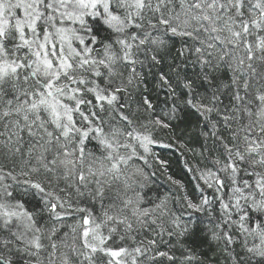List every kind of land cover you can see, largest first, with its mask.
Returning <instances> with one entry per match:
<instances>
[{
	"label": "snow or ice",
	"instance_id": "1",
	"mask_svg": "<svg viewBox=\"0 0 264 264\" xmlns=\"http://www.w3.org/2000/svg\"><path fill=\"white\" fill-rule=\"evenodd\" d=\"M0 264H264V0H0Z\"/></svg>",
	"mask_w": 264,
	"mask_h": 264
},
{
	"label": "trees",
	"instance_id": "2",
	"mask_svg": "<svg viewBox=\"0 0 264 264\" xmlns=\"http://www.w3.org/2000/svg\"><path fill=\"white\" fill-rule=\"evenodd\" d=\"M165 154L171 157L172 160V171L174 173L179 174L180 172V167H181V157L178 151L175 149L173 150H164ZM162 182V181H161Z\"/></svg>",
	"mask_w": 264,
	"mask_h": 264
}]
</instances>
